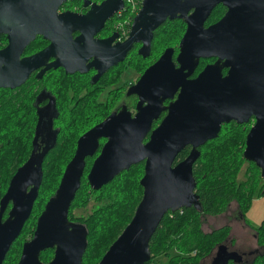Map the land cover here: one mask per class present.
I'll return each instance as SVG.
<instances>
[{
    "label": "water",
    "instance_id": "obj_1",
    "mask_svg": "<svg viewBox=\"0 0 264 264\" xmlns=\"http://www.w3.org/2000/svg\"><path fill=\"white\" fill-rule=\"evenodd\" d=\"M64 1L0 0V35L7 38L0 49V86L24 82L36 60L55 47L54 40L70 39L80 18L72 12L57 13ZM219 3L227 7L226 13L205 26ZM110 5L118 10L123 0H104L97 7ZM255 10H264V0H142L128 37L116 46L113 61L121 60L138 41H142L138 52L147 56L152 31L167 17L178 16L185 18L186 28L178 43L176 62L172 60L174 49L165 48L134 85L133 92L139 94L135 115H110L79 138L56 191L37 218L32 237L23 242L16 264L82 263L87 230L68 219V210L80 187L83 159L101 136L107 141L86 175L92 189L101 188L132 165L143 161L144 167L139 179L142 197L130 221L97 264H145L151 258L150 239L163 216L168 211L200 206L192 167L200 155L199 147L216 138L223 124L231 120L242 123L256 115L245 138L243 157L255 163L264 179V64L260 68L257 63L262 55L257 50L259 23ZM36 34L51 39L53 44L20 57ZM211 56L217 59L189 78L200 59ZM225 66L229 69L224 75ZM177 90L176 98L162 106V101L172 98ZM161 110H167L166 115L144 142ZM186 146H190L188 154L173 164ZM42 175L39 161L32 154L13 174L0 198V264L30 216ZM49 248L54 249L53 257L43 262L40 253Z\"/></svg>",
    "mask_w": 264,
    "mask_h": 264
},
{
    "label": "flooded vegetation",
    "instance_id": "obj_2",
    "mask_svg": "<svg viewBox=\"0 0 264 264\" xmlns=\"http://www.w3.org/2000/svg\"><path fill=\"white\" fill-rule=\"evenodd\" d=\"M103 1H64L58 7L57 13L72 12L80 18L75 26L76 28L70 33V39L58 38L54 40L55 47L46 56L36 60V66L24 82L14 86H0V146L5 141V123L13 122L15 137H17V148L8 168L14 170V173L32 154L34 160L39 161V168L42 171L48 169L64 171L76 151L79 138L84 133L110 115H117L121 112V115L125 118H132L136 113V106L139 101V94L133 92L134 85L146 68L155 62L164 51L163 49L150 63L145 60L151 53L154 34L161 29L171 32L170 39L177 41V48H173L172 56V60L176 62L178 43L186 28L185 18L178 16L167 17L152 31L150 52L147 56H143L138 52L142 45V41H138L132 44V47L121 60L113 61L112 56L116 52V46L128 37L142 0H137L133 7L126 0H123V5L118 10L113 9L111 5L98 8L97 6ZM92 7L95 10H91ZM226 11L227 7L225 5L222 3L217 4L212 9L204 25L209 26L215 23ZM191 12L192 10L188 14ZM253 14L257 17L259 23L257 28V50L262 58L258 59L257 63L261 68L264 64V10H255ZM181 24L183 25L182 33L179 31ZM4 37L5 42L0 40V49L7 44L6 35ZM51 43L53 44L51 39L36 34L20 57L34 55ZM201 59L207 60L205 64H208L213 63L217 57L211 56ZM224 60L225 58L222 61ZM228 69L229 66L223 67L222 73L225 75ZM197 73L194 71L189 78H194ZM177 93L178 90L172 98H165L161 103L162 106H167L173 101ZM166 113L167 110H161L158 117L153 120L144 142L148 140L152 130L160 123ZM255 122L256 115L252 114L245 122L237 123L235 120H231L229 123L240 124L242 129L245 130L246 138L250 127ZM106 141L107 137H99L95 141V149H91V153L84 157L82 177L85 176L86 178L93 161L100 154ZM177 162L174 161L173 164ZM140 163L144 167V162ZM46 202L37 213L34 226L31 227L26 224L29 218L34 216V213H32L33 208L30 216L24 222L23 227L26 224L28 231H31L32 234L35 230L37 218L44 209ZM86 204L69 207L68 219L71 222L82 224L79 219L74 218L83 216L75 215L74 210ZM10 207L11 203L7 206L3 219L6 218ZM217 252L225 253L224 262L229 259H239L238 253L234 250L227 253V250L222 248L218 249ZM242 261L245 260L242 259ZM153 263L154 261L150 264Z\"/></svg>",
    "mask_w": 264,
    "mask_h": 264
},
{
    "label": "trees",
    "instance_id": "obj_3",
    "mask_svg": "<svg viewBox=\"0 0 264 264\" xmlns=\"http://www.w3.org/2000/svg\"><path fill=\"white\" fill-rule=\"evenodd\" d=\"M179 31L180 33L183 31L182 24ZM171 36V32L165 29L154 34L151 53L145 59L148 63L163 49L177 48V41L170 39ZM0 40L5 42L4 35ZM206 61L203 59L199 61L195 73L204 67ZM5 124V141L0 146V198L14 173L8 165L17 148L13 122ZM244 142L245 130L241 125L226 123L222 125L216 138L199 147L200 155L193 164L192 173L200 206L183 207L173 212L169 211L163 216L150 239L151 260L145 264H150L155 259L156 262L153 264H203V258L224 242L230 227L223 225L211 231H204L201 217L221 214L232 201L237 203L241 218L247 221L246 213L250 208L253 193L257 189L260 194H264V179L261 178L260 170L255 163L246 161L243 157ZM189 150L190 146L184 147L177 154L175 161L182 160ZM244 162H247L245 179L238 180ZM42 172L38 198L32 210L34 216L26 223L31 227L35 225V217L43 204L56 191L63 170L48 169ZM142 175L143 164L132 165L99 190L92 189L85 176L82 177L70 207L84 205L89 199L96 201L90 214L74 218L79 219L87 230V247L82 264H97L109 245L130 221L142 197L143 189L139 183ZM26 224L11 244L2 264L17 263L23 242L32 237V232L28 231ZM251 228L254 231L257 251L253 253L250 261L229 259L226 264H264V219ZM52 256L51 248L40 253L43 262L49 261ZM160 256L164 257L163 263L157 260Z\"/></svg>",
    "mask_w": 264,
    "mask_h": 264
},
{
    "label": "rangeland",
    "instance_id": "obj_4",
    "mask_svg": "<svg viewBox=\"0 0 264 264\" xmlns=\"http://www.w3.org/2000/svg\"><path fill=\"white\" fill-rule=\"evenodd\" d=\"M246 166L247 162H244L238 174V180L245 179L244 171ZM252 197L250 208L246 213V222L239 215L238 206L235 201L230 202L227 210L219 215L201 217V226L204 231H211L214 228L228 225L230 227L229 234L221 245L225 247L227 253L234 250L245 261H250L253 253L258 249L255 243L254 231L251 227L257 226L264 219V194H260L256 189ZM95 203V200H90L85 206L76 208L74 214L77 216L90 214ZM217 251L218 247L214 248L211 253L203 258L202 263L224 264L225 253H218ZM157 260L159 263L160 261L163 263L164 257L160 256ZM154 262H156V259Z\"/></svg>",
    "mask_w": 264,
    "mask_h": 264
},
{
    "label": "built area",
    "instance_id": "obj_5",
    "mask_svg": "<svg viewBox=\"0 0 264 264\" xmlns=\"http://www.w3.org/2000/svg\"><path fill=\"white\" fill-rule=\"evenodd\" d=\"M136 1H137V0H126V2H127L128 4H130L131 7H133V6L135 5Z\"/></svg>",
    "mask_w": 264,
    "mask_h": 264
},
{
    "label": "bare ground",
    "instance_id": "obj_6",
    "mask_svg": "<svg viewBox=\"0 0 264 264\" xmlns=\"http://www.w3.org/2000/svg\"><path fill=\"white\" fill-rule=\"evenodd\" d=\"M86 102H87V101H86ZM71 108H73V107H71ZM71 108H70V109H71ZM132 111H133V110H132ZM78 127H79V126H78ZM72 148H73V147H72Z\"/></svg>",
    "mask_w": 264,
    "mask_h": 264
}]
</instances>
